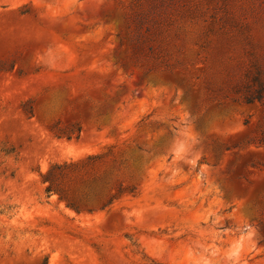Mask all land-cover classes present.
<instances>
[{
    "label": "rangeland",
    "instance_id": "1",
    "mask_svg": "<svg viewBox=\"0 0 264 264\" xmlns=\"http://www.w3.org/2000/svg\"><path fill=\"white\" fill-rule=\"evenodd\" d=\"M78 111L79 139L49 130ZM104 146L134 192L46 194ZM45 259L264 264V0H0V264Z\"/></svg>",
    "mask_w": 264,
    "mask_h": 264
},
{
    "label": "trees",
    "instance_id": "2",
    "mask_svg": "<svg viewBox=\"0 0 264 264\" xmlns=\"http://www.w3.org/2000/svg\"><path fill=\"white\" fill-rule=\"evenodd\" d=\"M254 98L256 96L247 100ZM24 111L29 117L34 116L33 100L24 104ZM65 116L68 118L65 123L60 118H53L48 125L49 130L58 138L79 139L86 119L81 111L66 113ZM128 160L130 157L114 152L112 146H104L100 152L89 154L81 161L53 164L41 174L42 182L46 184L45 192L48 196L57 194L76 212L104 209L122 191L134 192L136 189L133 183L128 182L132 178L128 172L132 163H127ZM46 262L47 259L44 264Z\"/></svg>",
    "mask_w": 264,
    "mask_h": 264
}]
</instances>
